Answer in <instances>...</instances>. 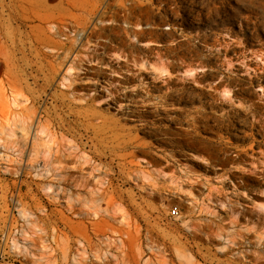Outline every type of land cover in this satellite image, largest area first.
Segmentation results:
<instances>
[{"label": "rangeland", "instance_id": "374dc122", "mask_svg": "<svg viewBox=\"0 0 264 264\" xmlns=\"http://www.w3.org/2000/svg\"><path fill=\"white\" fill-rule=\"evenodd\" d=\"M0 37V264H264V0H0Z\"/></svg>", "mask_w": 264, "mask_h": 264}, {"label": "bare ground", "instance_id": "6f19581e", "mask_svg": "<svg viewBox=\"0 0 264 264\" xmlns=\"http://www.w3.org/2000/svg\"><path fill=\"white\" fill-rule=\"evenodd\" d=\"M150 1H152V0H150ZM142 2V1H141ZM120 3V2H119ZM126 4V3H125ZM96 6H98V4H96ZM99 6H104V3H102V2H100L99 3ZM108 6V5H107ZM123 6V5H122ZM134 7V6H133ZM104 8V7H103ZM118 8V7H117ZM211 14L213 13V12H210ZM215 13H217V10L215 9ZM123 20V19H122ZM214 26V25H213ZM51 28V27H50ZM109 30L110 32H114L113 33V35H109L108 37H109V41H117V42H122L123 41V38H122V36H120L119 34L120 33H124V34H128V32H129V30H128V28H126V27H121V26H118V25H116V24H114V25H112V26H110L109 28H107V27H105V26H101V27H99L98 29H96V30H94V33L92 34V35H94V37H96L97 39H98V41L96 42V44H95V48L93 49V54H97V52H99L100 50H102V51H110L111 49H112V46H111V44L110 43H106V42H104V41H102V38L103 37H105L106 35H104V31H106V30ZM229 30V29H228ZM130 34L131 35H133L135 38H136V36L139 34V32L138 31H130ZM217 34V33H216ZM221 34V33H220ZM111 37V38H110ZM200 37V36H199ZM66 38H67V36H66ZM212 38V37H211ZM0 40H1V37H0ZM70 40V43L72 44V46L74 45V43H75V40H73V39H69ZM215 40H216V38H215ZM228 41V40H227ZM226 42V41H225ZM227 48H231L230 47V43L229 42H227ZM72 46L71 47H66L65 46V44H62L61 42H57L56 43V49H55V54L54 55H57V56H60V55H63V54H68V53H70V51H71V49H72ZM220 46V45H219ZM247 47V46H246ZM245 49V48H244ZM248 50V49H247ZM224 51V50H223ZM256 52V51H255ZM238 53V52H237ZM243 53V52H242ZM246 53V52H245ZM244 53V54H245ZM235 54V53H234ZM249 54H250V52H249ZM260 54V53H259ZM240 55V54H239ZM241 55H243V54H241ZM229 56V55H228ZM241 57V56H240ZM243 58L240 60V63H242V64H239V65H241L240 67H242V65H244V66H248V63H245V60L247 59V56L246 55H244V56H242ZM250 57H251V55H250ZM237 58V57H236ZM236 60V59H235ZM234 60V61H235ZM249 60V59H248ZM255 60V59H254ZM260 61H261V63H262V66L260 67V64H257V68H252V71H253V73H255V75L252 77V78H250L251 80H256V81H260V79H262V81H264V53L260 56ZM232 62V60H230L229 61V63H231ZM259 62V61H258ZM2 63L3 62H1L0 61V66L2 65ZM4 63L7 65V67H8V64H7V60L5 59L4 60ZM238 63V62H237ZM256 64V63H255ZM230 65V64H229ZM223 68V67H222ZM248 68H250V67H248ZM241 69V68H240ZM69 70H73V68L72 67H70L69 68ZM256 70H262L263 72H261V75H256ZM239 71V70H238ZM244 71V70H243ZM246 72H247V69H246ZM250 73V72H249ZM224 74V73H223ZM229 74V73H228ZM7 75V74H6ZM233 75H234V73H233ZM235 76V75H234ZM247 76V75H246ZM251 76V75H250ZM7 79V78H6ZM226 80H228L229 81V83L231 84L232 83V81L233 80H235V81H237L236 80V78L235 77H233V76H231L230 75V77H227L226 78ZM243 80V79H242ZM223 82H225V80H223L222 82H220V85L223 83ZM244 82H245V80H244ZM251 82V81H250ZM249 82V83H250ZM258 83V82H257ZM252 84V83H251ZM250 84V85H251ZM225 85V84H224ZM223 85V86H224ZM240 85V84H239ZM8 86H9V89H10V91H11V97H8L7 96V94H6V84H5V80L3 79V80H0V124H6V125H9V122L12 120L11 119V117H13V116H15L16 115V112L12 109V105L14 106V105H16V100H17V94H16V90H15V88H14V86H12L11 84H10V81H9V84H8ZM263 86V85H262ZM217 88V87H216ZM260 90H262V95L264 96V88L263 87H261L260 86ZM219 90V89H218ZM240 91H242L243 90V88L241 87L240 89H239ZM231 91V90H230ZM230 91H226V95H225V97H226V99H227V101H229V102H231L232 101V97H231V95H230ZM216 92H219V91H217L216 90ZM221 92V91H220ZM243 92V91H242ZM233 94H234V92H233ZM261 95V94H260ZM85 96V95H84ZM83 98V96H81V95H79V93L78 92H75V98L74 99H76V100H82V98ZM234 97V96H233ZM262 100V99H261ZM86 101V100H85ZM223 101V100H222ZM239 102H241V101H239ZM86 103H87V101H86ZM222 103H224V102H222ZM242 104H243V102H242ZM223 105V104H222ZM246 105V104H245ZM244 105V106H245ZM260 105V104H259ZM264 105V104H263ZM242 106V105H241ZM243 106V107H244ZM238 108H240V107H238ZM242 108V107H241ZM245 109V108H244ZM259 109V107L258 106H256V105H252L250 108H249V111L250 112H254V113H257V112H259V111H257ZM247 111V110H246ZM262 111H264V110H262ZM261 111V112H262ZM233 112H235V111H233ZM256 116V115H255ZM252 118V117H251ZM256 118V117H255ZM253 121V120H252ZM258 124H261L262 123V127L260 128V133H262L261 135H259V136H261L262 138H261V140L260 141H256V142H254V147H257V146H262V147H264V120H262V119H260V120H257L256 121ZM250 125H251V123H250ZM254 123H253V127H254ZM252 127V126H251ZM254 129V128H253ZM252 132V131H251ZM256 132V131H255ZM252 134V133H251ZM252 136V135H251ZM253 137V136H252ZM256 149V148H255ZM262 149V148H261ZM243 150V149H242ZM246 150V149H245ZM248 150V149H247ZM250 150V149H249ZM251 150H253L252 148H251ZM254 151V150H253ZM240 152H244V150L243 151H240ZM247 152V151H246ZM262 158H263V162H262V164L264 165V150H262ZM245 153V152H244ZM243 153V154H244ZM248 153V152H247ZM253 153V152H252ZM257 153V152H256ZM242 154V153H241ZM239 155V154H238ZM245 155H247V154H245ZM248 155H252V154H248ZM255 155V154H254ZM261 156V155H260ZM240 157V156H239ZM250 157V156H249ZM259 157V156H258ZM251 159V158H250ZM259 162V161H258ZM248 163V162H247ZM54 164H56V165H60L61 164V161H59V160H56L55 161V163ZM252 165H253V167H252V169H255L256 168V166H255V163L254 162H252L251 163ZM251 167V166H250ZM264 168V167H263ZM251 169V168H250ZM251 169V170H252ZM264 173V172H263ZM236 189V188H235ZM55 226H56V224H54Z\"/></svg>", "mask_w": 264, "mask_h": 264}, {"label": "built area", "instance_id": "2783aa9c", "mask_svg": "<svg viewBox=\"0 0 264 264\" xmlns=\"http://www.w3.org/2000/svg\"><path fill=\"white\" fill-rule=\"evenodd\" d=\"M170 216H175V215H177V213H178V210H177V208L176 207H172L171 209H170Z\"/></svg>", "mask_w": 264, "mask_h": 264}]
</instances>
